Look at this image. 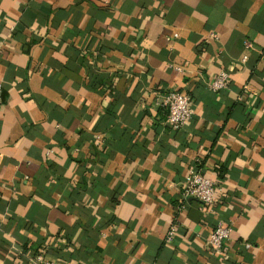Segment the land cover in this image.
Returning <instances> with one entry per match:
<instances>
[{
  "label": "crops",
  "instance_id": "crops-1",
  "mask_svg": "<svg viewBox=\"0 0 264 264\" xmlns=\"http://www.w3.org/2000/svg\"><path fill=\"white\" fill-rule=\"evenodd\" d=\"M0 82V264H264V0H0Z\"/></svg>",
  "mask_w": 264,
  "mask_h": 264
},
{
  "label": "built area",
  "instance_id": "built-area-1",
  "mask_svg": "<svg viewBox=\"0 0 264 264\" xmlns=\"http://www.w3.org/2000/svg\"><path fill=\"white\" fill-rule=\"evenodd\" d=\"M177 37V34H173ZM210 37H215V33H210ZM244 45L250 47V42L245 41ZM246 57L242 58L245 61ZM229 81V74L226 70H219L212 81L208 84L211 91H219L225 88ZM1 82H0V104H1ZM162 106L166 109V121L173 130L181 129L192 115V98L188 92L181 90H169L164 94ZM217 186L214 181L205 177L199 170L189 169L188 176L184 183L181 197L183 201L189 198H195L200 203V208L211 211L216 197ZM174 226H171L166 240H170L173 235ZM231 233V227L224 221H217L212 228L208 239V247L212 253H221L223 243ZM246 247L248 245L246 244ZM31 264H59L55 261L45 260L39 253L31 260Z\"/></svg>",
  "mask_w": 264,
  "mask_h": 264
}]
</instances>
